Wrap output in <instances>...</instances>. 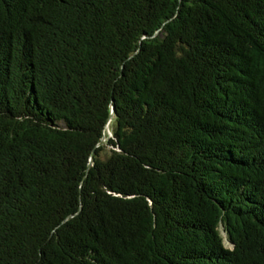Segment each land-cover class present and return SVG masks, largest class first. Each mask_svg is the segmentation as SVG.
<instances>
[{
	"label": "trees",
	"instance_id": "trees-1",
	"mask_svg": "<svg viewBox=\"0 0 264 264\" xmlns=\"http://www.w3.org/2000/svg\"><path fill=\"white\" fill-rule=\"evenodd\" d=\"M0 264H264V0H0Z\"/></svg>",
	"mask_w": 264,
	"mask_h": 264
},
{
	"label": "rangeland",
	"instance_id": "rangeland-1",
	"mask_svg": "<svg viewBox=\"0 0 264 264\" xmlns=\"http://www.w3.org/2000/svg\"><path fill=\"white\" fill-rule=\"evenodd\" d=\"M107 132H108V130H107ZM103 153H104V155L107 154L108 153V149H105ZM225 243H226V245H228L226 241H225Z\"/></svg>",
	"mask_w": 264,
	"mask_h": 264
}]
</instances>
